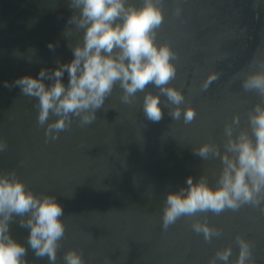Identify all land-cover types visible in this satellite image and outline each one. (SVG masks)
Segmentation results:
<instances>
[{"label": "water", "instance_id": "obj_1", "mask_svg": "<svg viewBox=\"0 0 264 264\" xmlns=\"http://www.w3.org/2000/svg\"><path fill=\"white\" fill-rule=\"evenodd\" d=\"M144 2L128 0L138 8ZM157 3L164 20L154 30L156 43L171 48L176 66L167 87L180 91L183 102L172 104L150 83L126 104L117 85L91 124L72 117L51 139L47 124L37 123L38 101L13 82L70 62L83 33L69 23V0H0V174L14 175L38 196L55 197L66 226L54 262L28 247L27 264H65L72 250L84 264H225L217 254L229 247L227 264H235L240 238L251 245L248 264H264V202L182 216L167 228L163 220L168 194L186 189L189 176L217 184L220 157L204 159L196 150L209 143L222 156L226 128L233 137L250 132L249 116L264 106V95L243 88L248 73L264 71V0ZM146 93L160 96L158 122L143 112ZM177 108L179 119L171 115ZM188 109L196 114L190 123L183 115ZM27 218L14 215L9 222L10 234L25 246L29 229L21 220ZM197 223L214 229L211 239L194 230Z\"/></svg>", "mask_w": 264, "mask_h": 264}, {"label": "clouds", "instance_id": "obj_2", "mask_svg": "<svg viewBox=\"0 0 264 264\" xmlns=\"http://www.w3.org/2000/svg\"><path fill=\"white\" fill-rule=\"evenodd\" d=\"M69 7L73 9L69 23L83 33L72 47L73 59L59 63L54 70L41 69L37 76L24 75L13 82L23 95L38 101L37 123L47 124V137L57 139L60 132L71 126L72 117H78L82 126L91 124L117 85L123 90L121 99L126 104L132 103L136 94L144 92L150 83L160 88L172 104L183 102L180 91L167 87L176 74V66L171 48L156 43L154 30L164 20L157 0H145L139 8L128 0H69ZM5 87H9L8 82ZM243 88L264 95V71L248 73ZM143 112L153 122L161 120L160 96L146 93ZM53 115L57 119L48 123ZM171 115L179 119L181 110L177 108ZM183 115L185 122L190 123L196 114L188 109ZM233 123L238 124L239 118ZM249 125L250 132L241 131L235 137L233 129L226 128L230 139L222 156L209 143L196 150L204 159L210 154L220 157L222 168L217 184L212 186L203 176L199 180L189 176L186 189L169 193L166 198L165 228L182 216L201 212L218 215L246 204L259 206L264 202V106L256 105L249 116ZM4 147L0 142V151ZM63 211V205L55 197L38 196L14 175L0 174V264H27L28 247L36 256H48L54 262L59 241L66 231ZM14 215L28 217L21 220V226L29 229L27 246L10 234L9 222ZM194 230L202 232L206 240L214 235V229L207 224L197 223ZM239 247L235 264H248L250 243L240 238ZM217 255L227 264L232 248ZM65 264H84V260L79 252L72 250L65 255Z\"/></svg>", "mask_w": 264, "mask_h": 264}]
</instances>
